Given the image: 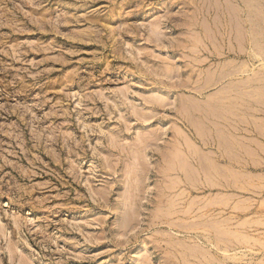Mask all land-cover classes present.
<instances>
[{
  "label": "rangeland",
  "instance_id": "1",
  "mask_svg": "<svg viewBox=\"0 0 264 264\" xmlns=\"http://www.w3.org/2000/svg\"><path fill=\"white\" fill-rule=\"evenodd\" d=\"M0 264H264V0H0Z\"/></svg>",
  "mask_w": 264,
  "mask_h": 264
},
{
  "label": "bare ground",
  "instance_id": "2",
  "mask_svg": "<svg viewBox=\"0 0 264 264\" xmlns=\"http://www.w3.org/2000/svg\"><path fill=\"white\" fill-rule=\"evenodd\" d=\"M253 51H254V50H253ZM254 57H255V56H254ZM235 74H236V73H235ZM257 95H258V94H257ZM222 108H223V107H222ZM222 108H221V109H222ZM201 126H202V125H201ZM201 126H200V127H201ZM201 128H202V127H201ZM200 130H201V129H200ZM201 132H202V131H201ZM201 132H200V135L198 134L199 136H201ZM198 133H199V132H198ZM202 135H203V134H202ZM201 137H202V136H201ZM201 137H200V138H201ZM201 139L203 140V137H202ZM205 144H206V143H205ZM191 153H192V152H191ZM200 159H201V158H200ZM198 160H199V159H198ZM205 171H207V170H205ZM204 173H205V172H204ZM206 173L209 174L208 171H207ZM209 175H210V174H209Z\"/></svg>",
  "mask_w": 264,
  "mask_h": 264
}]
</instances>
